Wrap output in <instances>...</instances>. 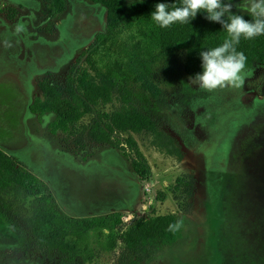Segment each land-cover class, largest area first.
Returning a JSON list of instances; mask_svg holds the SVG:
<instances>
[{
    "label": "rangeland",
    "instance_id": "374dc122",
    "mask_svg": "<svg viewBox=\"0 0 264 264\" xmlns=\"http://www.w3.org/2000/svg\"><path fill=\"white\" fill-rule=\"evenodd\" d=\"M226 1L233 13H247L239 8L240 0ZM48 6L46 0H0V60L7 51L2 43L5 34L12 36L11 41L16 37L20 47L14 60L0 62V141L19 145L18 150L5 152L48 185L63 213L74 215L67 202L84 201L83 208L93 203L94 215L108 213L100 202H120L115 208L122 223L115 229L112 248L107 236L94 232L87 252L78 251L67 261L39 245L31 234L34 195L0 183V206L5 211V217L0 216V264H264V65L246 68L249 75L240 89L202 90L189 83L193 76L184 68L185 51L163 52L152 46L143 35L154 25L151 18L132 20L93 58L100 70L135 54L150 61L159 95L145 108L135 98L129 103L152 118L156 131L171 137L181 156L159 148L154 142L160 141L159 136L149 131H116L118 149L92 140L89 131L96 116L125 105L116 93L111 102L95 105L93 113L81 118L72 137L51 134L48 124L53 113L40 119L27 106L18 110L16 81L29 102L41 96L40 80L63 85L71 65L85 66L84 58L78 57L94 33L83 35L69 24L72 0H65L64 11L54 16L48 14ZM95 13L99 32L106 25V10L97 4ZM80 18L87 26L86 17ZM35 40L53 45L45 65L30 50ZM9 74L17 76L16 81ZM21 114L24 136L13 133L19 130ZM127 137L136 141L147 160L149 178L140 180L133 171L134 151L124 145ZM179 177L183 181L176 188ZM164 214L176 215L180 237L175 242H158L141 251L119 238L136 222Z\"/></svg>",
    "mask_w": 264,
    "mask_h": 264
},
{
    "label": "trees",
    "instance_id": "16d2710c",
    "mask_svg": "<svg viewBox=\"0 0 264 264\" xmlns=\"http://www.w3.org/2000/svg\"><path fill=\"white\" fill-rule=\"evenodd\" d=\"M46 1L49 2L48 14L51 16L65 9V0ZM72 2L73 10L69 24L83 35L94 33L93 41L78 57L84 58L85 66L71 65L63 85H56L47 78L40 80L38 87L41 96H36L31 102L22 93L24 95L22 112L27 106V109L40 119L48 113H53L55 117L49 122L48 131L51 134L61 133L66 138H70L77 133V123L81 118L93 113L95 105L111 102L116 93L120 95L125 105L111 113L97 115L94 125L90 128L89 137L97 143L118 149L120 141H115L113 136L116 131L133 133L149 131L159 136L160 141H154L159 148L180 157L181 151L175 147L171 137L156 131L152 118L143 109L129 103L135 98L145 108L151 103V99L159 95V88L152 81L150 61L135 54L128 61L115 60L110 67L100 70L93 58L123 25L132 20L151 18L150 14L155 10L157 3H167L171 7L172 4L178 6L180 0H134L127 3L123 0H72ZM224 2L227 3L226 0ZM97 4L102 5L106 10V25L99 32L97 30L101 27L100 20L95 13ZM234 14L242 15L246 20L251 19L248 13ZM206 15L205 12H198L189 23H176L168 28H161L154 23L143 31V35L149 44L163 52L184 50L185 71L195 76L202 71L199 53L219 46L226 36L222 25L206 19ZM80 17H86L87 26L81 22ZM51 46L53 45L49 42L35 40L30 43V50L35 58L45 65L51 60ZM56 46L60 47L58 44ZM236 47L247 57L246 68L255 63L264 65V36L251 40L242 38ZM134 87L138 90L135 91ZM16 91L21 95L18 90ZM18 102L20 103L19 99ZM22 121L21 114L19 130H15L14 134H25ZM124 145L134 151L131 167L137 177L140 180L149 178L151 168L136 141L132 137H127ZM17 148H20L19 145L13 142L0 141V183L3 186H18L34 195L28 227L38 244L59 252L67 261H72L73 254L78 251L87 252L90 234L94 232L99 237L107 236V245L112 248L117 239L115 229L122 223L121 216L115 209L120 202L111 201L113 202L111 204L100 202L109 211L104 215H94L92 206L87 207L89 203L83 208L84 201H78L77 205L66 201V208L72 210L74 214L66 215L57 207L48 185L32 172L17 165L15 159L5 152ZM182 181L181 177L177 179L176 188ZM128 190L131 193L132 189L127 186L126 191ZM158 197L162 199L163 194L158 193ZM121 203L128 202L123 200ZM0 216L5 217V211L1 206ZM179 237L180 229L176 215L164 214L136 222L119 238L127 247L144 251L146 247L155 243L169 244Z\"/></svg>",
    "mask_w": 264,
    "mask_h": 264
},
{
    "label": "clouds",
    "instance_id": "9594fccd",
    "mask_svg": "<svg viewBox=\"0 0 264 264\" xmlns=\"http://www.w3.org/2000/svg\"><path fill=\"white\" fill-rule=\"evenodd\" d=\"M238 6L248 13L250 20L234 14L231 2L225 3L224 0H180L178 6L172 4L170 7L167 3L155 5L150 17L161 28L189 23L198 12H205V18L220 23L226 33L219 46L199 53L202 71L189 77L192 85L208 92L243 87L249 75L246 71L247 57L236 46L242 38L251 40L264 36V0H240Z\"/></svg>",
    "mask_w": 264,
    "mask_h": 264
},
{
    "label": "flooded vegetation",
    "instance_id": "af4514ba",
    "mask_svg": "<svg viewBox=\"0 0 264 264\" xmlns=\"http://www.w3.org/2000/svg\"><path fill=\"white\" fill-rule=\"evenodd\" d=\"M10 35L9 34H5V38H3L2 37V39H3V41H2V43H3V47H5L6 48V52L5 53H1V55L2 54H5V57L4 58H2L1 60H0V62L2 61V60H4L1 64L2 65H4V63L6 62V61H8V60H14L13 58H12V56H14L15 54H16V51H18L19 50V46H18V43H16V37H14V40L13 41H11L10 39H12L11 37H9ZM15 53V54H14ZM37 60V59H36ZM38 61V60H37ZM0 70H2V67H1V69ZM10 75V74H9ZM10 76H13V78L15 79V81H16V79H17V76L16 77H14V75H10ZM14 81V82H15ZM16 83H17V86L19 87H17V89H19L18 91L21 93V95H19V93H17V91H16V97H17V99H19L20 100V105H19V107L20 106H22V103H23V101H24V95L23 94H25V97H26V99H28V101H29V97H28V95L25 93V91L23 90V87H22V85H20V83L18 82V80L16 81ZM23 93V94H22ZM18 106V105H17ZM18 107V110L20 111V108Z\"/></svg>",
    "mask_w": 264,
    "mask_h": 264
},
{
    "label": "crops",
    "instance_id": "0c3cea01",
    "mask_svg": "<svg viewBox=\"0 0 264 264\" xmlns=\"http://www.w3.org/2000/svg\"><path fill=\"white\" fill-rule=\"evenodd\" d=\"M93 203H89L88 205H87V207L89 206V207H91V206H93L92 205ZM108 208H106V210H107ZM116 209V208H115ZM107 211H109V209L107 210Z\"/></svg>",
    "mask_w": 264,
    "mask_h": 264
}]
</instances>
